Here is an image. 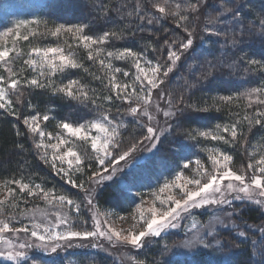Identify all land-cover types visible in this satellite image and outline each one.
<instances>
[{"label":"trees","instance_id":"obj_1","mask_svg":"<svg viewBox=\"0 0 264 264\" xmlns=\"http://www.w3.org/2000/svg\"><path fill=\"white\" fill-rule=\"evenodd\" d=\"M67 1L79 3L85 14L81 17L72 15L66 19L56 18L54 13L59 12L60 7ZM237 1V4H232V0L224 1L225 4L208 12V16L211 15V22H209L211 24L207 29L213 30L215 34L207 40L206 48L200 47L201 50H198L196 59L203 60L200 69L196 66L195 69L190 67V74L186 63L192 58H186L185 64L183 63L178 68L174 67L168 77H162L164 83L157 89L144 86L148 93L151 92V97L155 96L166 106L170 104L171 109L169 110L173 114L169 132L159 142L155 154L132 172L134 179L137 176L138 178L143 177L145 186H137L139 196L147 197L144 193L158 190L161 185L173 180L177 174L195 173L192 168H200L204 163L207 165L209 155L212 153L230 155L232 157L231 167L238 173L247 171L250 147H256L264 156V126H258L254 122L255 119H264L258 115V112H264V105L256 103V95L251 97L246 95L251 89H264V55L259 57L255 49H247L242 54L241 49L235 47L246 42L249 36L256 35L259 38V40L256 39L259 41L257 44L260 45V49H263L260 51L264 52V25L260 23L264 20V2L259 1L257 4L262 9L258 14L257 9L254 10L251 6V4L256 5L254 0ZM250 2L252 3L249 5ZM156 3L163 4L164 0L45 1L38 10L40 14L33 26L34 33L26 40L25 45L29 49L60 48L64 45L69 47L68 49L75 56L72 59L80 66L67 68L59 75L61 78L59 80L78 81L82 86V91L87 93V99H72L65 93L55 92L50 87L39 89L29 85L22 89L17 95L21 106L17 103L12 104L13 111L10 114L3 110L0 111V184L9 183L12 180L37 182L46 190L70 197L76 196V190L66 185L68 182L63 178L54 175L50 167L43 164L37 155L33 137L21 120L23 115H37L41 118L47 115L46 123L49 124L54 121L62 124H78L98 118L103 112L104 116L118 129V135L115 138L116 152L123 153L140 145L144 132L142 126L138 125V114L132 115L129 109L140 106L137 102V94L140 97L141 84L135 82V77L141 75L143 78V75L139 73L134 63L131 65V60L121 61L109 58L107 53L112 52L115 56L123 53L125 49H131L133 53L143 56L144 61H150L153 65L166 66L170 64L167 59L168 52L180 50L178 45L172 42L184 40L188 35L185 28L191 33L194 30L197 31V11L191 10V6L196 4L197 0H168L165 14L159 13L153 7ZM243 6L248 7L250 11H243ZM237 10L239 11L238 18L233 15ZM141 16L144 17L143 20ZM180 16H186L187 19L180 20ZM149 19H152L151 24L148 23ZM178 23L183 26L177 27ZM61 25L63 29L56 36L51 35ZM77 28L84 29L80 32L83 37L90 36L97 40L105 32L115 33V35H109L104 43H99L95 50H86L84 47L74 49L75 43L71 40V32ZM68 29L72 31L67 32ZM220 44L222 46L235 45V49L228 53L225 52L224 55L219 54L227 50V48L220 47ZM67 47L64 48L67 49ZM89 52L92 53L93 59L88 58ZM130 56L128 54L127 58ZM221 56L224 57L221 58V65H214V61ZM206 58L209 62L204 61ZM101 60L104 61V65H111L114 68H109L107 72L101 69L99 67L102 65ZM22 61L19 62L20 65ZM253 61L256 63H252ZM115 68L121 71L115 72ZM22 71L20 66L16 67L15 72L20 76L23 74ZM125 72L128 73L127 77L124 76ZM113 76L115 77L113 83L117 81L128 85V90L136 89L131 99L117 98L116 90L112 89L109 84ZM57 79L58 75L54 76L52 81H49V86L56 87ZM185 79L189 85L193 86L201 85L203 81H206L204 84L212 82V87H200L191 91L189 86L182 84ZM173 81L181 83L182 89L178 92L179 94L172 87ZM223 81L227 82L226 86L221 84ZM186 92L187 95H185ZM109 95L113 97L111 101L104 99ZM12 97L14 98L15 95ZM222 97L232 99L223 100ZM259 98L264 99V95H260ZM249 120L252 121L251 124ZM232 124L237 125L238 135L235 141L226 143L224 140H213L211 136L199 135L201 132L223 134L227 140L231 141L230 133L224 132L223 129ZM77 143L83 146V143ZM90 154V149L84 145L83 165H80L79 169L87 171V175L91 177L98 172V167L91 162ZM155 161L157 165L161 164L160 171L152 166ZM186 163L189 165L188 168L184 167ZM211 165L212 163H209L207 171L211 169ZM150 166H152L151 169L148 168ZM141 168L148 175H145ZM89 182L86 185L89 186ZM17 192L19 193V190ZM129 192L131 193L123 189L118 182H114L111 185L102 186L97 192L95 201L101 209H109L120 216L124 215L128 218V223L132 219L129 223L131 226L135 217L134 205L139 202V198L133 197L132 193L136 194V191ZM23 207L25 206L21 203L13 204L14 209ZM250 213L246 211V217L256 222L257 213ZM249 237L244 242L223 238L219 249L226 255H230L232 264H264V237L262 239L255 238L256 236ZM249 239L255 240L250 241ZM70 255L68 254L66 262L61 264H73L70 262ZM76 255L78 256L76 262L98 264L99 260L96 257L93 259L88 254L82 253ZM139 258L143 264L165 262L161 260L162 256L158 246L139 253ZM63 259V256L50 259L36 255L26 259L28 261L24 264H57V260L63 261ZM189 262L205 264L207 259L196 255L187 259H172L169 264H190ZM0 264L6 263L0 262Z\"/></svg>","mask_w":264,"mask_h":264},{"label":"rangeland","instance_id":"obj_2","mask_svg":"<svg viewBox=\"0 0 264 264\" xmlns=\"http://www.w3.org/2000/svg\"><path fill=\"white\" fill-rule=\"evenodd\" d=\"M45 1L46 0H0V48L7 47L9 49H12L14 46L15 51L12 53L11 57L14 62L11 63L9 67H11L13 71H16V67L20 66L23 70L22 76L18 74L17 77H15L20 80L19 88L15 92H10L9 96V98L12 100V104L17 103L18 106L21 105L19 100H17V95L22 91V89L29 86L26 81H30L32 78H37L38 72L41 70L37 69L36 71H34L31 67L24 63L25 60L39 59V57L35 55V53L32 51L33 49H29L25 45L26 40L23 39V36L27 35L29 38L32 36V33H34L33 26H35V23L37 21L36 18L39 17L40 14L38 10L45 3ZM224 1L228 0H206L204 5L199 6L196 20L197 31L194 30L191 36L193 45L187 51H177V53L181 55V58L179 61H177L174 67L178 68L184 63L186 58H192L186 63V67L188 68V70L190 67L192 69H195V66L197 69H200V65L201 63H203V60L198 61L196 59L199 52L198 50H201L200 47L206 48L207 40L211 39L213 37V34H215L213 30L207 29L211 24L209 23L211 22V15L208 16V12H211L214 8L217 9V7H220V5L222 6L223 4H225ZM232 1V4L238 3L237 0ZM259 1L261 3L264 2V0H254L253 2H256V5H252V2L248 3L249 5L251 4L254 10L257 9L256 11H258V14H260V11H262L260 5H257L259 4ZM242 9L245 12L250 11L246 6H243ZM84 14L85 11L82 7H80L79 3H77L76 1H67L63 6L60 7L59 12L54 13V16L56 18L60 17L62 19H66L69 16L72 17V15L81 17ZM21 21L26 22V25L22 26L19 29V37L15 35H4V33L7 32L9 28L15 29L16 25ZM71 34V40L73 41V43H75V46H73L74 49L84 47L86 50H95L99 45V43L93 44L90 40L85 41L82 34L76 30L71 32ZM256 39L259 40L256 35L249 36L246 42L234 46L236 48H240L242 54H244L247 49H255L256 55L261 57L264 55V52L260 51L263 49L259 48L260 45L257 44L259 41H257ZM85 44H87L88 47H86ZM234 46H222L220 44V47L227 48V50H225L224 52L221 51L219 52V54L223 53L224 55L225 52L228 53L233 51L235 49ZM64 47L67 46L64 45ZM64 47H60L58 49H61L65 56H68L71 59L75 58V56L72 54L73 52L68 49L69 47H67V49ZM39 49L45 50L48 48ZM222 50L224 49L222 48ZM17 53L19 54L18 56ZM55 55L56 54L50 53L49 58L54 59V62L59 65L60 60L58 58H55ZM127 56L128 54L125 53L124 59L131 60V65H133V63L135 64L136 57L130 56L129 58H127ZM109 58H115V56ZM221 58L224 57L221 56L220 58L216 59L214 61V65L220 66L222 63L220 62ZM124 59L116 60L122 61ZM139 60L141 67L147 70L149 66L148 62L144 61L143 56H139ZM21 61L22 64L20 65L19 62ZM204 61L209 62L207 58ZM208 64L211 66L210 63ZM151 65L153 64L151 63ZM99 67L106 72L109 70L108 67H104L103 65ZM67 68H65V70ZM110 68L114 67L111 66ZM43 71L46 73V76L38 77L40 79V82L46 85L43 88L46 89L47 87H50L53 88L55 92H57V88L66 87L68 85L69 81L65 82L63 79L59 80L61 79L59 75L62 72L50 74L48 73L47 67H45ZM189 73L191 74L190 70ZM0 75L5 76L6 78L9 76L8 72L5 70V66L3 63H0ZM57 75V86H49V81L51 82L53 77ZM147 75L149 76V78H151L150 72H148ZM209 75L210 74H208V76ZM124 76L127 77L126 75ZM205 82L206 81H203L201 85L198 84L196 86H193L189 85L188 81L185 79L182 84L184 86H189L191 91H194L195 88L198 89L200 87H212V82L204 84ZM115 83L121 84L117 81H115ZM221 84H224V86H226L227 82L223 81L221 82ZM121 86H123V84H121ZM144 86H146V82L145 85H141V88L143 87L144 90L140 93L141 99L137 100V102L140 104V106L137 107L138 125L142 126L141 128L144 132V138L139 143L140 145L138 144L139 146L133 149L134 151H130L129 155L123 160L119 159L121 153L116 152V147L113 146L115 145L116 135L114 137L113 145H110L108 149L111 154L108 155L105 159V165L101 166L96 160V156L98 153L92 149L91 140L89 139L85 141L79 137L72 136L66 129L62 128V123L54 121L49 124L46 123V121L40 116L35 115L38 117L37 123L39 124L40 130L44 133L43 136L39 135V133H32L24 124L33 137L34 148L37 151V155L40 157L41 161H43V164L48 165L53 171L54 175L59 178H63L66 182H68L66 185L71 187L73 190H76V196L70 197L59 192L48 189L46 190L41 184L37 182H23L28 183L30 189L33 192L37 191L34 186L37 184L40 185L44 191L49 193L48 199H45L42 193H40L39 195L29 196L27 194L28 190H25L24 193H21L18 185L8 182L1 183L0 189L2 190H0V201H4L5 203L3 205H0V220L9 223L10 226L15 228H28L29 232H20L18 234L15 232H9L3 234L8 240L13 241V243L17 245V248L14 250H21L25 252V257L20 258L18 261H9L3 256H0V262L6 264H24L28 261L26 259L31 258L32 256L39 255L41 257L50 259L57 258V256H63V261L57 260L56 262L57 264H61L63 262H66L67 255L71 254L70 262H72L73 264H78L79 262H76L78 258L76 254L82 253L88 254L89 257L93 259L96 257L99 260L98 264L104 262H107L109 264H143L142 261H140L139 253H143L145 251H148V249L150 248L153 249L158 246L159 252L162 256L161 260L165 261H161V264H169L172 259H187L192 258L196 255L198 257L199 255L204 256L207 259V262L205 264H232L230 262V255H226V253H223L224 251L219 249L220 244H222L223 238H231L233 241L239 240L244 242L248 238H250L249 236H256L255 238L258 239H262L264 237V204L257 205L254 201H249L247 199H235V196L238 193L225 190V186L228 181H225V184L221 186L223 196H221L220 193L210 195V198L222 200V202L202 204L198 207H189L187 211H184L183 209L179 210V217L175 221H173L176 226H170L166 228L161 232L159 236L149 235L145 237L143 247H133L130 244L117 241L115 237H113V240L110 241L106 237L99 235L100 231H108L109 227L116 231H121L124 235H127L129 231H135L138 233L139 231L145 230L143 221L140 218L141 212H143L144 219L150 218L151 214L148 209L152 208L153 206L157 207L158 209L161 208L162 206L160 204V200H167L169 196L173 197L174 199H183L182 191H193L196 189V185L188 184V180L199 178L202 179L203 182L202 174H204L205 172L213 171V164L211 165V169L207 171L209 163H212V161L208 158L207 165L204 163L200 168H192L195 173L190 175L177 174L173 180L166 182L165 184L170 185V187L165 189L164 192H161L160 189L163 188L165 184L161 185L158 190L148 192V195L144 193L147 197H143L142 195L139 196V189L137 188V186H145L143 177L138 178L137 176V178L134 179L132 172L152 158V156L157 151L159 142L169 132L170 123L172 121L171 115L167 117L164 115L165 111L171 112L169 110L171 109L170 104L168 106L162 104V101L160 99L158 100L155 96L153 97V95V99L150 95L151 101L147 105L144 104L142 98L148 96V91H146V88ZM172 87L174 90H176L177 93L181 92L182 88L180 82L178 84L176 81H173ZM73 91L75 92L76 89L74 88ZM128 91L133 92V88L129 89ZM13 95H15L14 98L12 97ZM185 95H187V92ZM177 99L178 97L176 98V100ZM145 107L148 108L149 114L153 117L151 120H149L147 116L142 115ZM2 110L8 114H10V112L12 113L13 111L12 108L7 110L0 109V111ZM32 116L33 115H23L21 116V120L24 123V119L28 117L29 123L31 124ZM104 117V113L102 112L99 114L98 118L71 125H73L74 127L79 125H86L88 126V135L90 137L99 136L102 140L105 133L98 132L96 129L90 128V125L91 123L95 122L103 123L106 125V127H108L110 133L111 126H114V124L111 123V126L107 125ZM148 126L154 127L156 129V135L159 137V140L146 139L148 135L146 128ZM115 127L116 130H118L117 126ZM60 139H63L65 143L60 144ZM77 142L83 143V146L82 144L80 145ZM37 144H40L41 147L38 148ZM52 145H58V148H54L52 147ZM84 145L88 146V148L90 149L91 162H93L98 167V172H100L102 176L111 177L110 179L101 180L100 177L95 175H92L91 177L88 176L86 173L87 171H81V169L77 170L80 165H83L82 151ZM69 148H71L73 152L81 157V163L79 165L76 163L75 157L66 155ZM249 151L250 159L248 163H255L257 159L263 156L262 152L254 146L250 147ZM99 155L103 156L104 154L99 153ZM211 155L219 154L212 153ZM61 156L64 157L63 160L59 159V157ZM246 159H248V157ZM69 160L72 161L71 165H69L68 163ZM161 160L164 161L165 159ZM158 162H160V160ZM229 163L231 167L232 160ZM152 166L158 171L161 170V164L157 165L156 161ZM152 166L148 168L151 169ZM105 169L107 170L105 171ZM113 169H115V171H113ZM141 170L145 175H148V173L144 171L143 168H141ZM80 171L81 173H79ZM244 174L250 176L252 174V170L247 168V171L244 172ZM177 177L180 178L178 179ZM70 180L76 181L78 185L82 184L83 188L74 187L72 183L69 182ZM87 182H89V186L86 185ZM114 182H118V184H120L121 187L128 193H131L129 192L131 190H133V192L136 191L135 193L139 196L137 197L136 194L132 193L133 197L139 198V202H136V204L134 205L135 219L133 220L131 226H129V223L132 222V219H130L128 223L127 217H125L124 215L120 216L119 214H116L109 209H101L95 201L97 192L102 188V186L107 184L111 185ZM177 185H180L181 187H177ZM9 189H15L14 195L9 194ZM17 190H19V193L17 192ZM60 196H64L66 200H72L74 202L73 205H68L66 202L62 203L58 199H56V197ZM157 197H159V199H157ZM89 199L92 200L91 205L88 203ZM49 200H51V203H49ZM15 203H17V205L21 203L25 207L14 209L13 204ZM76 205H79L78 212L76 211ZM167 207L168 204L163 205L164 209H166ZM246 211L248 213H257V217H255L256 222L250 221V219L246 217ZM62 218L66 219L67 222L60 223V220ZM97 222H99V228H97ZM34 224H40L41 227L39 229H34ZM31 230H36L45 236H48L49 232L67 233L68 231H95L97 232V235L88 237L86 239L82 237H74L70 242L67 240L40 241L39 239L31 236ZM241 233H243V235H241ZM249 240L254 241L255 239ZM25 241L33 246L26 249H19L18 244ZM156 242L158 244H155ZM52 245H58L55 252L51 250ZM7 250V245L2 240H0V251L6 253ZM189 263L197 264V262ZM79 264H85V262H80Z\"/></svg>","mask_w":264,"mask_h":264},{"label":"snow or ice","instance_id":"obj_3","mask_svg":"<svg viewBox=\"0 0 264 264\" xmlns=\"http://www.w3.org/2000/svg\"><path fill=\"white\" fill-rule=\"evenodd\" d=\"M168 0H164L163 4L156 3L153 5L157 9V11L161 14L166 13V5ZM206 0H197L196 4H193L191 6V10L193 12H196L199 10V6L204 5ZM179 7V6H177ZM234 17H239V11H235L233 13ZM142 20L144 19L143 16L140 17ZM186 16H180V20H186ZM148 23H152V19L148 20ZM262 25H264V20H261L260 22ZM26 22L21 21L16 25L15 29L9 28L7 32L4 33L5 36L8 35H15L19 37L20 32L19 29L22 26H25ZM183 25L177 24V27H182ZM63 29V25L56 28L55 31L51 33V35L56 36L61 30ZM68 31H71V29H68ZM76 31L83 32V28H77ZM185 31L188 32V35L184 38V40L181 41H173L172 43L177 44L178 48L183 51L189 50L193 45V40L191 38L192 33L187 28H185ZM217 35L219 33H216ZM109 35H115V33H108L105 32L102 37L97 40L94 37L90 36H84L83 39L85 41H91L93 44L96 43H104L105 40ZM24 40L28 39V36H23ZM235 43V41H233ZM86 47H88L87 44H85ZM15 51V47L13 46L12 49H9L7 47L0 48V63H3L5 66V70L8 72L9 76L6 78L3 75H0V109H10L13 107L12 100L9 98L10 92H15L19 86H20V80L17 77V73L13 71L9 65L13 63L12 60V53ZM39 59H28L25 60L24 63L27 64L29 67H31L34 71L37 69H41L38 72V77H44L46 76V73L43 71L45 67L48 69V73L55 74L56 72H63L65 68L71 67V68H77L80 65L74 60L69 58L68 56H65L63 54V51L58 48H48L45 50H41L39 48H34L32 50ZM56 54L55 58H58L60 60V64L57 65L54 62V59L49 58V54ZM125 53L136 57L135 60V67L138 69L139 73L143 74V79L141 75H137L135 77V82H139L141 85H145L149 89H155L158 88L160 85L164 83V79L162 77H168V75L173 71L174 66L176 65L177 61L180 60L181 55L177 53V51H169L168 52V61H170V64H166V66H161L160 64L151 65V62H148V68L147 70L143 67H141L139 55L136 53H133L131 49H125L123 53H119L115 55L116 59H124ZM182 54V53H181ZM19 54L17 53V56ZM107 55L109 57L114 56V53L108 52ZM89 59H93L92 53L89 52ZM100 63L104 65V61L101 60ZM252 63H256L253 61ZM104 67L110 68L111 65H104ZM115 72H120L121 70L119 68L114 69ZM151 73V78L147 75V73ZM124 75H128V73H124ZM32 78L30 81H26L30 86H34L37 88H43L46 85L40 82L39 78ZM115 80V77L113 76L109 84L112 89L116 90L117 98H123V99H131L132 95L135 93V89H133V92L128 91V85H119L116 83H113ZM76 89L74 92L73 89ZM82 86H79L78 81H69L68 85L66 87L57 88L56 91L60 93H65L66 95L70 96L72 99H87V93L81 91ZM144 88H141V91H143ZM121 93L124 95L121 96ZM151 95V92L149 91L148 96L143 97V102L145 105L149 103V97ZM248 97H251L253 95L257 96L256 103L260 105H264V99H260V95H264V89L262 88H254L251 89L248 93H246ZM104 99L111 101L113 97L111 95L104 97ZM137 99H141L139 95L137 94ZM223 100H231V97H222ZM17 100H19V97H17ZM251 106V104H250ZM159 110V109H157ZM130 113L132 115H136L138 112L137 107H131L129 109ZM13 114H15L13 112ZM173 113L171 112H164V115L170 116ZM143 116H147L149 120H151L153 117L149 114L148 108L145 107L144 111L142 113ZM258 115L260 117H264V112H258ZM43 119L45 121L48 120V116H43ZM245 119H248V117H245ZM104 120L106 121L107 125L111 126V121L108 120V118L105 116ZM32 123H29V118L26 117L24 119V124L29 128V130L32 133H39V135L43 136L44 133L40 130L39 124L37 123L38 117L33 115L31 117ZM255 124L258 126H264V119H255ZM249 123L251 124L252 121L249 120ZM219 127V126H217ZM62 128L66 129L72 136L79 137L85 141L91 140V147L93 150H95L98 154L96 156V160L98 161L99 165L103 166L105 165V159L108 155L111 153L108 151L109 146L113 145L114 137L115 135H118V132L116 130L115 126H111V132L109 133L108 127H106L105 124L95 122L91 123L90 128L96 129L98 132L105 133L104 137L101 140V137L99 136H92L90 137L88 135V126L86 125H79L74 127L73 125L69 123H63ZM147 131V137L146 139H156L159 140V137L156 135V129L154 127L148 126L146 128ZM224 132L230 133L231 141L227 140L223 135H216L210 132H201L199 135L208 137L211 136L213 140L219 139L224 140L226 143L235 141L237 139V125L232 124L230 127H225L223 129ZM19 134V133H18ZM51 135V134H49ZM60 144L65 143L63 139L59 140ZM99 143V147H98ZM115 146V145H113ZM37 147H41L40 144H37ZM54 148H58V145H52ZM155 147V145H154ZM132 149H129V151H125L120 154L119 159L123 160L125 157L129 155V152ZM99 153H103L104 155L101 156ZM68 156H73L76 159V163L79 165L81 163V157L78 156L75 152L69 148L68 152L66 153ZM63 156L59 157V159L63 160ZM209 159L212 161L213 164V171L212 172H205L202 174L203 176V182L202 179H191L188 180V184H194L196 185V189L193 191H182L183 199H174L173 197L169 196L167 200H160L161 208H157L153 206L152 208L148 209L151 216L148 219H144L143 212H141V220L143 221V224L145 226V230L139 231L138 233L135 231H129L127 235L122 234L121 231H116L114 229H111L109 227L108 231H100L99 235L106 237L108 240H113V237L117 241H120L122 243L130 244L133 247L140 248L143 247L144 238L152 235V236H159L163 230H165L168 227H175L176 225L173 223L179 215L181 209L184 211H187L189 207H198L202 204H208V203H220L222 200H217L214 198H210L211 194L220 193L221 196H223L222 188L221 186L225 184V181H228V183L225 186L226 191L230 192H236L238 193L235 196V199L237 200H244L247 199L249 201H254L257 205L264 204V156L257 159L255 163H248L247 168L252 170V174L250 176L244 174V173H238L237 171L233 170L232 167H230V161L232 160V157L230 155L226 154H219V155H211L209 156ZM69 165L72 164V161H68ZM110 163V161H109ZM199 163V162H197ZM185 168H188L189 165L186 163L184 165ZM77 170H80L79 168ZM107 169H105L106 171ZM115 171V169H113ZM95 176L100 177L101 180L110 179L111 177L102 176L100 172L94 173ZM178 179L180 177H177ZM70 183L74 187L83 188L82 184H77L76 181L70 180ZM236 182V183H234ZM9 183L15 184L19 186L20 192L24 193L25 190L27 191V194L29 196L33 195H39L40 193L43 194V197L45 199H48L49 193L44 191L40 185H35L36 192H33L28 183H23L19 180H12ZM170 185L165 184L163 188L160 189L161 192H164L165 189L169 188ZM177 187H181L180 185H177ZM15 189H9V194L14 195ZM242 194V195H241ZM260 197V198H257ZM60 202H66L68 205H73L72 200H66L64 196L56 197ZM159 199V197H157ZM5 202L0 201V205H3ZM49 203H51V200H49ZM88 203L91 205L92 200L89 199ZM168 204V207L166 209L163 208V205ZM174 205V206H173ZM76 211H79V205H76ZM135 219V217H134ZM66 219L62 218L60 220V223H66ZM41 227L40 224H34V229H39ZM134 227V226H133ZM97 228H99V222H97ZM47 231V229H46ZM9 232H29L28 228H15L10 226L9 223L4 222L0 220V240H2L7 245V252L0 251V256H3L5 259L9 261H18L20 258L25 257V252L21 250H14L17 248V245L13 243V241L8 240L6 238L5 233ZM32 237H35L39 239L40 241L45 240H67L71 241L74 237H82V238H88L93 237L97 235V232L95 231H85V232H78V231H68L67 233H51L49 232L48 236H45L41 233H39L36 230H31L30 232ZM243 235V233H241ZM33 245L28 244L26 241L23 243L18 244L19 249H26L29 247H32ZM58 245H52L51 250L53 252L56 251V248Z\"/></svg>","mask_w":264,"mask_h":264}]
</instances>
